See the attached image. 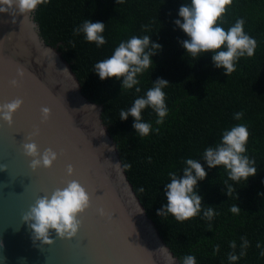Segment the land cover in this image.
Returning a JSON list of instances; mask_svg holds the SVG:
<instances>
[{
	"label": "trees",
	"instance_id": "16d2710c",
	"mask_svg": "<svg viewBox=\"0 0 264 264\" xmlns=\"http://www.w3.org/2000/svg\"><path fill=\"white\" fill-rule=\"evenodd\" d=\"M186 3L190 0H49L38 5L33 15L43 40L57 48L77 78L82 94L103 105L101 119L116 142L127 178L180 264L188 254L195 256L196 264H264V256L260 255L264 250V0H233L222 21H218L227 30L243 18L244 31L257 41L255 55L241 57L229 76L213 65L212 52L192 57L180 43L189 37L174 21H182L178 11ZM85 19L105 23L102 35L106 44L97 47L87 42L83 33L73 35V29ZM144 35L162 48L153 55L152 67L138 75L140 84L122 92L121 80H101L94 71L95 63L110 57L121 41ZM157 78L169 82L163 89L168 113L164 122L157 124V114L146 107L142 120L151 123L152 131L139 137L132 126L134 118L129 115L121 120L119 113L130 108ZM135 87L141 91L137 93ZM239 111L244 116L236 120L234 113ZM237 124L248 127L245 155L255 160L257 168L255 176L240 182L228 179L221 166L209 168L202 158L207 147L220 142L224 130ZM187 158L199 160L207 176L194 189L203 197L201 213L180 222L171 214L158 215L157 210L167 204L164 189L170 182L168 173L183 175ZM127 164L131 167H125ZM225 180L234 188L231 197ZM235 204L241 209L238 214L230 211ZM209 206L218 214L206 220L203 210ZM242 237L249 242L246 255L230 262V243L236 242L239 254ZM216 245L219 252L214 255Z\"/></svg>",
	"mask_w": 264,
	"mask_h": 264
},
{
	"label": "water",
	"instance_id": "95a60500",
	"mask_svg": "<svg viewBox=\"0 0 264 264\" xmlns=\"http://www.w3.org/2000/svg\"><path fill=\"white\" fill-rule=\"evenodd\" d=\"M12 12L0 13V103L21 98L23 104L11 126L0 119V165L6 166L0 169V264H180L127 178L101 119L103 105L82 94L57 48L43 40L34 11ZM44 106L51 113L42 122ZM30 141L41 153L49 147L57 152L50 168L30 167L22 147ZM69 180L90 195L77 234L60 238L50 230L53 243L34 240L23 214Z\"/></svg>",
	"mask_w": 264,
	"mask_h": 264
},
{
	"label": "clouds",
	"instance_id": "9594fccd",
	"mask_svg": "<svg viewBox=\"0 0 264 264\" xmlns=\"http://www.w3.org/2000/svg\"><path fill=\"white\" fill-rule=\"evenodd\" d=\"M49 0H0V13L10 12L22 14L23 16L33 12L38 5L47 4ZM233 0H190L180 6L178 15L181 19L174 21L180 29L189 37L181 41L187 54L198 58L204 53L212 52V62L216 68H223L227 76L236 70V63L241 57H252L255 55L257 41L244 31V19L238 18L234 25L225 30L218 21H222L227 11V6ZM123 3V0H117ZM147 29V25H142ZM105 30V23L92 22L85 19L78 27L73 29V35L84 34L87 42H94L97 47L107 43L102 33ZM74 44V42H72ZM162 45L153 43L149 35L143 37L132 36L126 41H121L114 49V52L107 59L98 61L94 65V71L101 80L115 77L121 80L123 90L132 89L140 84L138 75L152 67V57L156 50L161 49ZM19 76L24 75L22 68L17 70ZM12 86H17L18 81L12 79ZM169 82L163 78L153 81V86L149 88L143 96L137 97L132 106L127 110H121L119 118L127 120L129 115L134 118L133 128L139 137H146L152 131L151 123L142 120V111L147 107L151 108L156 114L157 124H162L168 113L165 103V92L163 89ZM139 93L141 89L135 87ZM23 100L15 98L11 101L0 103V119L7 122L10 126L13 123V114L21 107ZM42 122L46 121L51 113L47 106L41 108ZM244 116L243 111L234 113V119L240 120ZM158 132L159 129L157 128ZM38 132V130H37ZM250 136L247 125L237 124L226 129L222 133L220 142L215 146L207 147L202 158L206 161L209 168L221 166L227 171L228 179L236 182L247 181L249 177L257 174L255 160L250 159L247 152V142ZM30 139V138H29ZM24 153L31 157L30 167L36 170L38 167L50 168L57 159V152L51 147L44 149L41 153L35 141L25 142L22 145ZM151 158H149L150 160ZM183 175L169 172L170 182L165 184L164 194L167 204L157 210V214L165 216L171 214L177 221L183 222L199 215L202 211L203 197L194 189L198 181L204 180L207 176L204 166L197 159L187 158L184 161ZM125 167L130 168L127 164ZM6 166L0 165V169ZM67 173H73V166H67ZM226 192L231 197L234 188L228 181H224ZM143 191V188L140 189ZM90 206V195L85 187L77 180H69L65 187H57L50 194L39 196L23 214L22 219L28 223L32 229L34 240L42 243L51 244V231L54 230L56 236L60 238L74 237L81 225L79 214L83 213ZM240 208L235 204L230 208L233 214H238ZM103 215V209H100ZM214 209L209 206L203 210V217L211 220L217 215ZM241 251L236 253V242L230 243L233 250L228 254V260L235 262L240 257L246 255L249 242L242 237ZM259 248L260 245L257 244ZM219 252V245L214 246L213 254ZM264 256V250L260 253ZM181 264H196L194 255H185Z\"/></svg>",
	"mask_w": 264,
	"mask_h": 264
}]
</instances>
